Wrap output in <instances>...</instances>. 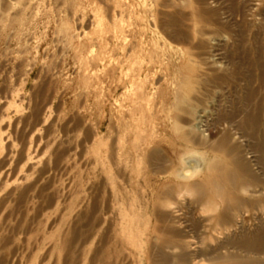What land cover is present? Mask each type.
I'll list each match as a JSON object with an SVG mask.
<instances>
[{"label":"rangeland","instance_id":"rangeland-1","mask_svg":"<svg viewBox=\"0 0 264 264\" xmlns=\"http://www.w3.org/2000/svg\"><path fill=\"white\" fill-rule=\"evenodd\" d=\"M263 76L264 0H0V264L264 261V239L237 250L264 238L249 130L233 140L256 179L233 203L211 191L197 203L187 183L225 153L170 128L179 88L225 78L180 123L217 141L227 112L240 119L245 78L260 98Z\"/></svg>","mask_w":264,"mask_h":264},{"label":"bare ground","instance_id":"bare-ground-1","mask_svg":"<svg viewBox=\"0 0 264 264\" xmlns=\"http://www.w3.org/2000/svg\"><path fill=\"white\" fill-rule=\"evenodd\" d=\"M259 66H260V64H259ZM236 75H237V73H236ZM229 76H231V75H229ZM250 77H251V75H250ZM204 80H205L204 82H202L201 80H198V82H197V84L200 86V90H201L199 92L196 91L194 93H189V92H185V90L183 91L182 88H179L177 93L174 94V97H173L174 102L171 103L170 109L175 112L176 116L174 117L175 120H173L174 122H172V125L170 128L172 130L176 131V134H175L176 143H177V141H180L182 143H185L186 146H188V144L191 143L193 145L201 146L202 149H205V150L210 151V152L220 151L222 153H225V157H226L225 163L223 162V160L214 159L209 164H207L206 170L208 172V175H207L205 180L190 181L187 183L188 184L187 187H190V189H192L196 195H199V196H196L195 202L200 203V201L204 197H206V194L209 191H211L213 194L212 196L218 197V199L222 203H228V200H229V202L233 203L232 198H230L231 192L232 191H238V189L241 186H245L247 183L250 182L251 177L255 178V175H253V172L250 169V166L246 163L247 158L245 156H248L247 154H249V153H247L243 149L245 147H248V145H244V146L242 145L241 146L236 141H234L233 137H234V135H236L235 132L240 134L243 131V135H241L240 138H244L245 128L249 130L247 136L252 138L253 140H255L256 144L253 148H250L248 151L251 153L261 154V156L256 158L254 163H255V165H260L259 170L261 169L262 171H264V96L260 97V98L257 97L255 91H252L251 89H249L251 79L248 77L245 78V80H244L245 85H247V84L248 85H247V87L244 85V87L241 88L242 92L240 93V96H238V98L240 97L239 98L240 102L243 105V106H241L242 110L240 109L238 111L239 112V118H240L239 121L238 120L235 121V119H237V114L232 113V112H227V114H225L221 118V121L224 122V126L221 129V131L218 132L220 134L219 139L215 142L214 141L209 142L210 140H206L205 138H203L201 136L198 137L197 135H195L194 131L189 130L190 127L186 130V128L184 129L180 125V123H183V121H184L181 118L182 114L192 115L196 109V106H201V105L205 104V102H204L205 98H207L208 96L202 94L201 92H204L206 94V92L208 91L207 90L208 87L210 88V90H212L211 89L212 87L216 88V87L220 86L222 84L223 80H225V78L224 79H212V78L210 79V78L205 77ZM240 81H238L237 78H235V82L240 83ZM260 83H261V86L263 87L264 82L262 81ZM206 86H208V87L206 88ZM209 96H211V94ZM186 123H187V120H186ZM259 126L260 127L262 126L263 130H261L259 128ZM205 131H207V130H202V133H204ZM153 133H154V131H153ZM203 136L207 137L208 135L203 134ZM160 145H161V143H159L158 145H156L152 149V151H151L152 154L149 153L150 154L149 156L151 157L153 164L157 165L155 170H154L155 171L154 173H161V171H163V166L160 165L159 157H158V154L156 153V151L160 150ZM170 147L173 148L174 146H170ZM180 147H182V146H180ZM240 147H241V149H240ZM178 148L179 147H176L177 150H178ZM250 162L251 161H249V163ZM199 164H200V162H199ZM261 179H263V178H261ZM173 186L179 187L180 185H173ZM243 188H241V190H243ZM260 192L261 191L258 190L257 193H260ZM163 194H165V193L162 192L161 195H163ZM167 195H168V193H167ZM156 196H158V198H160V196L158 194H156ZM225 210L226 209H224L223 211H225ZM153 211H154L153 215L154 216L157 215L156 219H160L163 216V215H161V213L159 212V209L156 206H154ZM225 216L226 215H224V213H223L220 216V218H224L225 221H228L229 218L228 217L226 218ZM257 231H258V234L264 233L263 225L261 223L257 226ZM258 239L262 240L264 238L261 235L260 238H255L254 242L251 244H246L245 243L246 241L240 242L238 244L239 247H237V244H235V245L231 244L230 245L228 243V245L233 246L234 248L235 247L243 248V249H237V250L244 251L248 254V252H250V250H252V249L256 250V248L260 247L261 243H259V242H261V241L258 242ZM224 258L227 262L228 261H232V262L234 261L236 263L238 261L237 259L239 257L235 258V256H231V255L226 256L225 255ZM213 259H216V260L222 259L223 260V257L220 258V256H219L218 258H213ZM245 264H264V261H261L258 259V260L250 261V263H245Z\"/></svg>","mask_w":264,"mask_h":264}]
</instances>
